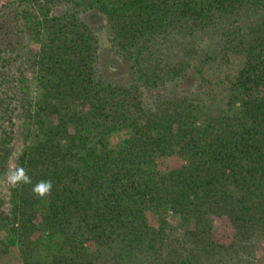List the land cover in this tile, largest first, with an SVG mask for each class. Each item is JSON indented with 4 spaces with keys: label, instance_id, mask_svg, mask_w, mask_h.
I'll list each match as a JSON object with an SVG mask.
<instances>
[{
    "label": "trees",
    "instance_id": "obj_1",
    "mask_svg": "<svg viewBox=\"0 0 264 264\" xmlns=\"http://www.w3.org/2000/svg\"><path fill=\"white\" fill-rule=\"evenodd\" d=\"M3 8L0 171L19 115L16 163L53 187L46 198L31 185L10 188L9 211L0 199V264H115L162 247L171 214L182 226L195 221L193 238L225 215L264 239V0H8ZM88 11L103 16L131 72L123 83L96 75L100 36ZM194 78V90L183 88ZM170 155L180 164L161 168Z\"/></svg>",
    "mask_w": 264,
    "mask_h": 264
},
{
    "label": "rangeland",
    "instance_id": "obj_2",
    "mask_svg": "<svg viewBox=\"0 0 264 264\" xmlns=\"http://www.w3.org/2000/svg\"><path fill=\"white\" fill-rule=\"evenodd\" d=\"M8 0H0V18H6V9L3 6ZM63 7H58L56 11H61ZM86 22L96 30L100 36V44L95 62L96 75L112 82H124L129 72L127 65L115 53L114 48L108 41L107 25L103 16L97 11H88L84 14ZM9 18L6 19L5 25ZM17 68H13L14 73ZM197 79L194 78L191 84L185 83L183 88L194 90ZM139 97L143 107L150 111L153 109L152 102L141 88ZM23 118L19 115L13 116L14 133L9 140V152L6 159V167L0 171V199L2 208L9 211L10 187L5 180V173L8 169L17 165V157L24 146V135L22 131ZM8 123V124H7ZM6 127H9V122ZM158 165L163 169L180 164L178 156L170 155L159 158ZM170 226L174 229L172 235L165 241L162 247L156 250H135L130 254L125 253L115 264H264V239H261L259 231H252L249 234L240 233L225 216H215L211 221V229L204 238L197 239L188 235V230H195V221L180 224V218L171 214L169 217ZM43 234L42 230H37L34 237ZM1 237V235H0ZM93 249V245L89 246ZM129 253V252H128Z\"/></svg>",
    "mask_w": 264,
    "mask_h": 264
},
{
    "label": "clouds",
    "instance_id": "obj_3",
    "mask_svg": "<svg viewBox=\"0 0 264 264\" xmlns=\"http://www.w3.org/2000/svg\"><path fill=\"white\" fill-rule=\"evenodd\" d=\"M5 180L10 188H17L23 185H31L32 194L38 198H46L51 195L53 181L51 178L39 179L33 183L29 170L22 166L16 165L5 173Z\"/></svg>",
    "mask_w": 264,
    "mask_h": 264
}]
</instances>
